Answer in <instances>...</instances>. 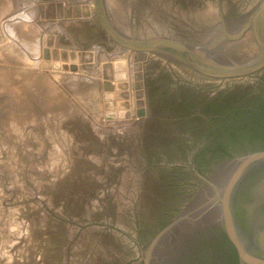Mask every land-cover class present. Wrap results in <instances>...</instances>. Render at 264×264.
Instances as JSON below:
<instances>
[{"label":"rangeland","instance_id":"rangeland-1","mask_svg":"<svg viewBox=\"0 0 264 264\" xmlns=\"http://www.w3.org/2000/svg\"><path fill=\"white\" fill-rule=\"evenodd\" d=\"M121 43L94 0H0V242H20L17 264H164L250 148L240 104Z\"/></svg>","mask_w":264,"mask_h":264},{"label":"water","instance_id":"water-1","mask_svg":"<svg viewBox=\"0 0 264 264\" xmlns=\"http://www.w3.org/2000/svg\"><path fill=\"white\" fill-rule=\"evenodd\" d=\"M94 1L122 47L166 59L248 118L250 148L213 175L164 264H264V0Z\"/></svg>","mask_w":264,"mask_h":264},{"label":"crops","instance_id":"crops-1","mask_svg":"<svg viewBox=\"0 0 264 264\" xmlns=\"http://www.w3.org/2000/svg\"><path fill=\"white\" fill-rule=\"evenodd\" d=\"M17 237V235L11 236V238ZM10 240L0 242V264H17L15 262V256L13 255V252L17 250V248L20 245V242H14L11 241L12 244H9ZM4 247V252H2V249ZM36 264H55L53 262V258L51 256H45V257H38Z\"/></svg>","mask_w":264,"mask_h":264},{"label":"bare ground","instance_id":"bare-ground-1","mask_svg":"<svg viewBox=\"0 0 264 264\" xmlns=\"http://www.w3.org/2000/svg\"><path fill=\"white\" fill-rule=\"evenodd\" d=\"M123 49H125L124 47H123ZM126 51V50H125ZM124 50H118V54L121 56V54H124V52H125ZM97 53H98V51H96ZM137 53H142V52H140V51H138ZM104 55H106L105 53H104ZM106 60V59H105ZM99 62V61H98Z\"/></svg>","mask_w":264,"mask_h":264}]
</instances>
